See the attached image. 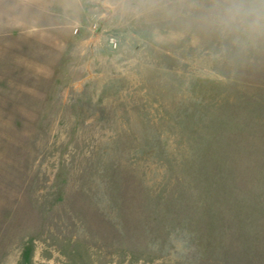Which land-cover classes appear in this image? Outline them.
<instances>
[{"label":"rangeland","instance_id":"obj_1","mask_svg":"<svg viewBox=\"0 0 264 264\" xmlns=\"http://www.w3.org/2000/svg\"><path fill=\"white\" fill-rule=\"evenodd\" d=\"M0 0V264H264V0Z\"/></svg>","mask_w":264,"mask_h":264},{"label":"clouds","instance_id":"obj_2","mask_svg":"<svg viewBox=\"0 0 264 264\" xmlns=\"http://www.w3.org/2000/svg\"><path fill=\"white\" fill-rule=\"evenodd\" d=\"M232 7L229 9L231 18L235 21L243 14V4L245 0H230Z\"/></svg>","mask_w":264,"mask_h":264}]
</instances>
